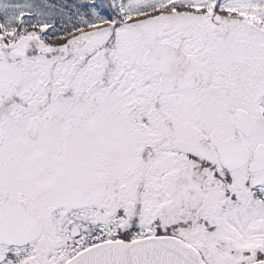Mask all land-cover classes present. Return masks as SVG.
Returning <instances> with one entry per match:
<instances>
[{
  "label": "snow or ice",
  "instance_id": "6c2138e0",
  "mask_svg": "<svg viewBox=\"0 0 264 264\" xmlns=\"http://www.w3.org/2000/svg\"><path fill=\"white\" fill-rule=\"evenodd\" d=\"M0 264H264V0H0Z\"/></svg>",
  "mask_w": 264,
  "mask_h": 264
}]
</instances>
